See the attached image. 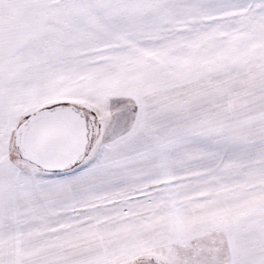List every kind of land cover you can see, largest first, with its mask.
I'll use <instances>...</instances> for the list:
<instances>
[{
  "label": "snow or ice",
  "instance_id": "1",
  "mask_svg": "<svg viewBox=\"0 0 264 264\" xmlns=\"http://www.w3.org/2000/svg\"><path fill=\"white\" fill-rule=\"evenodd\" d=\"M0 264H264V0H0Z\"/></svg>",
  "mask_w": 264,
  "mask_h": 264
}]
</instances>
